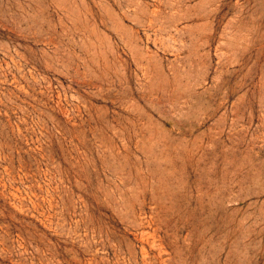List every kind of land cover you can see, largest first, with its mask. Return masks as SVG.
Listing matches in <instances>:
<instances>
[{"label": "rangeland", "instance_id": "1", "mask_svg": "<svg viewBox=\"0 0 264 264\" xmlns=\"http://www.w3.org/2000/svg\"><path fill=\"white\" fill-rule=\"evenodd\" d=\"M0 264H264V0H0Z\"/></svg>", "mask_w": 264, "mask_h": 264}]
</instances>
